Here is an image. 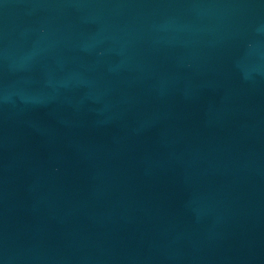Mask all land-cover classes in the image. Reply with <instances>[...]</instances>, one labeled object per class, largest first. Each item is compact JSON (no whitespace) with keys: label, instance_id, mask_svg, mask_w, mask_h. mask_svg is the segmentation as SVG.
<instances>
[{"label":"water","instance_id":"obj_1","mask_svg":"<svg viewBox=\"0 0 264 264\" xmlns=\"http://www.w3.org/2000/svg\"><path fill=\"white\" fill-rule=\"evenodd\" d=\"M0 264H264V0H0Z\"/></svg>","mask_w":264,"mask_h":264}]
</instances>
